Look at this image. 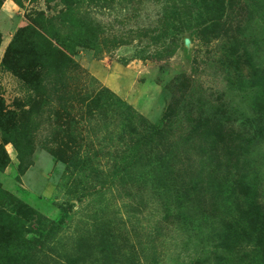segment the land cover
I'll return each instance as SVG.
<instances>
[{
	"label": "rangeland",
	"instance_id": "374dc122",
	"mask_svg": "<svg viewBox=\"0 0 264 264\" xmlns=\"http://www.w3.org/2000/svg\"><path fill=\"white\" fill-rule=\"evenodd\" d=\"M0 13V264H264V0Z\"/></svg>",
	"mask_w": 264,
	"mask_h": 264
},
{
	"label": "trees",
	"instance_id": "16d2710c",
	"mask_svg": "<svg viewBox=\"0 0 264 264\" xmlns=\"http://www.w3.org/2000/svg\"><path fill=\"white\" fill-rule=\"evenodd\" d=\"M232 194L235 193V191H231ZM236 214V219L235 222H237L235 225H237L239 228L237 231L240 229H243L247 231V233L250 236H254V233L258 229L259 225V220L261 219V215L257 208L255 206H252L249 204L242 210H235L234 211ZM236 231V233H237ZM226 242L225 236L223 237V243Z\"/></svg>",
	"mask_w": 264,
	"mask_h": 264
},
{
	"label": "crops",
	"instance_id": "0c3cea01",
	"mask_svg": "<svg viewBox=\"0 0 264 264\" xmlns=\"http://www.w3.org/2000/svg\"><path fill=\"white\" fill-rule=\"evenodd\" d=\"M0 16H2L1 13H0Z\"/></svg>",
	"mask_w": 264,
	"mask_h": 264
}]
</instances>
